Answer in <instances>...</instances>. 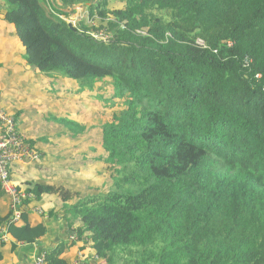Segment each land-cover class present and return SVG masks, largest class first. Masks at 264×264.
Segmentation results:
<instances>
[{
    "label": "trees",
    "instance_id": "trees-1",
    "mask_svg": "<svg viewBox=\"0 0 264 264\" xmlns=\"http://www.w3.org/2000/svg\"><path fill=\"white\" fill-rule=\"evenodd\" d=\"M1 4L27 69L43 85L70 88L62 103L50 94V106L76 118L89 100L101 102L88 123L61 121L72 140L55 137L71 142L57 156L43 151L42 137H23L37 161L73 178L13 182L33 199L23 200L17 223L0 217L12 252L44 244L48 226L68 234L78 218L81 245L44 250L46 264H70L73 248L84 264L93 256L119 264V255L122 264H264V0ZM80 4L90 23L70 27L66 10ZM84 173L102 193L81 194Z\"/></svg>",
    "mask_w": 264,
    "mask_h": 264
},
{
    "label": "rangeland",
    "instance_id": "rangeland-1",
    "mask_svg": "<svg viewBox=\"0 0 264 264\" xmlns=\"http://www.w3.org/2000/svg\"><path fill=\"white\" fill-rule=\"evenodd\" d=\"M118 1L119 0H111V3H116ZM66 11L69 13V17H65L63 19L68 23V25H70V27L73 28H78L80 22L83 21V19L88 20L87 23H90V20L92 18L89 15V11L86 8V5L83 4L68 8ZM90 33L93 34L94 37H96L98 40L107 42L106 36L97 34L93 32V30H91ZM9 38L12 39L13 45H6L4 47V51L2 48H0V91L3 95L1 99L4 102V105L7 101L9 102V105L16 104L19 108H25H21L22 112L19 111L18 113L20 117L22 116L26 119V123L27 121H32L33 124L41 122L39 129H43L42 134L46 135L42 137L41 140L43 145H45L46 143L50 144V140H55L54 146H57L60 153L62 150H64V148L70 147L71 142L68 141V143H66L64 146L58 143V139L55 137L61 135V133H64L66 136H68V138L72 140V137L67 135L70 130L66 128V126H64L61 121L68 120L69 122L72 121L74 123H82L81 120H83L84 122L88 123L89 121H91V119H93L92 113L98 110L99 106H101V102L98 99L89 100V104L87 105V108H85L87 110H85L79 117L76 118L63 116V112L61 110H55V106H53L52 109H47V100L45 99L47 94L55 95V99H57L59 103H62L66 101V93L70 88L64 87L59 82H56L55 87L51 83L42 85L37 73L31 74L27 72L26 74L22 66L24 62L23 50L17 44L16 37L14 35L10 37L7 34H2L0 42L8 43ZM74 100L77 101L75 105L80 108L81 104L79 102H83V100ZM82 107H86V105L83 104ZM88 115H90V117H88ZM20 122L22 123V120H20ZM53 126V135H49L48 130ZM54 146H52V148H54ZM79 178H81V180L79 181L80 185H77V187L83 196H93L97 193H102L100 187L98 186L100 183L94 181L92 176L84 173V175ZM84 181H86V183H84ZM88 182H94L97 186L96 189L94 187H91ZM70 186L74 187V184ZM73 224V228L76 229L80 224V220L77 218ZM66 237L67 234L64 235V239ZM123 259L124 258L121 257V255L116 257V261L118 260L119 264L123 263Z\"/></svg>",
    "mask_w": 264,
    "mask_h": 264
},
{
    "label": "crops",
    "instance_id": "crops-1",
    "mask_svg": "<svg viewBox=\"0 0 264 264\" xmlns=\"http://www.w3.org/2000/svg\"><path fill=\"white\" fill-rule=\"evenodd\" d=\"M0 5L1 4V0H0ZM2 34H7L8 36H12L14 35V31H13V26L6 24L3 21V16L0 14V38ZM13 41L11 38L8 39V43H1L0 42V48L3 49V51L5 50L4 47L6 45H10L12 46ZM18 44V43H17ZM23 68L25 70V73H31V74H35L31 69H27V67L25 66L24 62H23ZM21 69V68H20ZM39 79L41 84L43 85V80L40 78ZM46 94V93H44ZM2 92L0 91V99L2 98ZM49 97V98H47ZM55 96L47 94L46 95V100H47V104H46V108L47 109H52L53 106L50 105H54L56 103V101L53 100ZM2 102V103H1ZM0 102V108L5 111L7 114L13 115L14 117L17 118V120L19 121L18 124V131L19 133L26 139H29L33 142H38L36 139L40 138V137H44L46 135L42 134V130L43 129H39V126L41 124L37 123V124H33L32 121H27L26 123V119L24 117H20L19 115V111L22 112V107H17L16 104L14 105H9V102L6 101V104L4 105V102L1 99ZM50 105H49V104ZM22 108V109H21ZM59 110H61L58 107ZM58 109L55 108V110L58 111ZM62 111V110H61ZM63 112V111H62ZM74 118V117H71ZM70 118V119H71ZM20 120H22V123L20 122ZM54 128V126L52 128H49L48 133L49 135H53L52 129ZM0 133H1V126H0ZM37 147H39V145H36ZM52 146H54V140H50V144H46V145H42L43 151L47 152V155H51V156H57L59 154V149L57 148V146H54V148H52ZM42 161H37V162H33V161H23L20 163L15 164L12 169H11V178L12 181L15 182L17 185L18 184H22V183H27V182H34V181H41L42 179H46V175L49 174L48 178L50 179L49 181H52V177L57 180V181H62V180H66L67 182H71L72 183V178L73 176H64L63 175V169L62 167L58 170L55 169V166L57 164L52 163L51 161H47L42 159ZM40 162V163H39ZM65 177L67 179H65ZM9 198L8 196L0 189V217H5L6 214L10 213V208H9ZM36 210V209H34ZM33 210V211H34ZM40 210V209H39ZM35 216H39L38 214L34 213ZM49 220V219H48ZM63 232L60 231L59 228H57V226L52 229L50 226H48V234H46V236L44 238H42V241H44L45 243L40 245V243H35L33 245H23V244H19L17 245V249L15 251H11V247H9V243H11V239L7 236L6 237V241L5 242H1L2 244H5V248L3 250L4 255H5V260L2 264H34V259L44 250L46 251L47 249H50L54 246H57L59 244H61V242H66L69 243L67 241L68 239V235L69 232L67 234V237L64 239V235H65V231L66 228H62ZM63 237V238H62ZM53 240L54 243L50 244L49 241ZM73 244V246L77 247L78 245H81V242L79 241L77 244L74 243H70ZM76 248H73V250L67 252L64 255V258H69L70 256H72L74 259H72L70 264H76V257H77V251L75 250ZM88 251L90 252L91 250L88 249ZM91 255H93V253L91 252V254H88V256L90 257ZM91 258V257H90ZM89 258V259H90ZM92 260V258H91ZM79 264H84V262L79 263ZM87 264H89V262H87Z\"/></svg>",
    "mask_w": 264,
    "mask_h": 264
},
{
    "label": "built area",
    "instance_id": "built-area-1",
    "mask_svg": "<svg viewBox=\"0 0 264 264\" xmlns=\"http://www.w3.org/2000/svg\"><path fill=\"white\" fill-rule=\"evenodd\" d=\"M46 1L52 2V0ZM195 44L201 49H207L204 41L200 39H197ZM227 45L231 46L232 42H228ZM250 64V58L247 56L244 57L242 60V67L248 69ZM256 79H260V75H257ZM0 126V188L9 198L10 223H17L22 215L21 206L23 200H32L33 196L18 191L11 178V169L15 164L23 161H37L39 156L25 143L23 136L19 133V124L16 117L7 114L1 108ZM34 212L38 215L42 214V210L39 209L34 210ZM0 241H6L4 235L0 238ZM67 241L74 244L80 241L74 229H71L69 232ZM76 259V264L82 263L84 262V255L78 252ZM92 260L94 264H99L96 256H93ZM34 264H46V253H44V251L34 259Z\"/></svg>",
    "mask_w": 264,
    "mask_h": 264
},
{
    "label": "water",
    "instance_id": "water-1",
    "mask_svg": "<svg viewBox=\"0 0 264 264\" xmlns=\"http://www.w3.org/2000/svg\"><path fill=\"white\" fill-rule=\"evenodd\" d=\"M70 26V25H69Z\"/></svg>",
    "mask_w": 264,
    "mask_h": 264
}]
</instances>
